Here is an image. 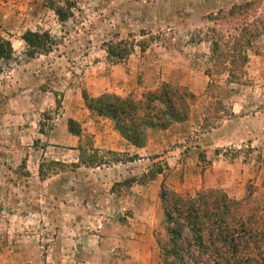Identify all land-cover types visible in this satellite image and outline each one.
<instances>
[{"label":"rangeland","instance_id":"obj_1","mask_svg":"<svg viewBox=\"0 0 264 264\" xmlns=\"http://www.w3.org/2000/svg\"><path fill=\"white\" fill-rule=\"evenodd\" d=\"M250 1L0 0V38L14 51L0 59V264H117L145 255L165 264L156 241L164 236L163 190L190 197L210 188L241 199L252 185L264 193V0L249 17L260 32L241 80L209 74L212 19ZM27 31L48 33L51 50L27 57ZM111 45L123 59L107 55ZM113 66L137 75V95L162 83L186 88L195 97L189 118L141 157L94 147L97 163L140 159L121 172L75 171L63 163L76 155L68 150L94 146V135L69 133L63 96L71 88L88 95L85 77ZM80 98L75 108L84 110Z\"/></svg>","mask_w":264,"mask_h":264},{"label":"trees","instance_id":"obj_2","mask_svg":"<svg viewBox=\"0 0 264 264\" xmlns=\"http://www.w3.org/2000/svg\"><path fill=\"white\" fill-rule=\"evenodd\" d=\"M259 2L235 5L227 13L215 15L212 19L217 25L210 30L213 63L210 76L227 73L229 83L241 80L240 72L247 60V51L252 47L253 40L259 37L257 22L254 19L249 21L250 16H255ZM54 12L60 21L67 19L62 8L55 7ZM21 40L29 58L49 52L53 43L46 32L27 31ZM106 50L108 56L123 59L122 53L116 51L113 45ZM13 54L10 41L0 38V59L9 61ZM82 98L91 114L108 120L112 129L136 148L145 146L148 131H164L187 121L191 103L195 100L186 88L168 83L138 95L130 93L121 97L102 94L91 97L82 92ZM68 131L80 137L81 127L70 119ZM77 150L79 158L74 168L98 167L108 163L102 160L96 162L98 151L93 143H87L86 147L80 144ZM107 155L117 156L113 152ZM118 161L114 159L112 162ZM156 174L151 175L149 180H153ZM161 197L162 233L167 241L163 242V237L158 234L156 241L167 260L165 264H264L263 192L249 185L241 199L230 198L223 191L210 188L201 189L190 197L163 190ZM186 232L188 237L184 238Z\"/></svg>","mask_w":264,"mask_h":264},{"label":"crops","instance_id":"obj_3","mask_svg":"<svg viewBox=\"0 0 264 264\" xmlns=\"http://www.w3.org/2000/svg\"><path fill=\"white\" fill-rule=\"evenodd\" d=\"M86 80V92L91 97H98L104 93H114L119 96H126L131 93L132 90L138 87L137 83V75H132V72H126L125 69L119 68L118 66H113L112 72L110 74L106 73L104 75L98 73H91L85 77ZM117 88H115V86ZM73 89V90H72ZM137 90V89H135ZM82 89L71 88L63 96V102L69 110V118L71 120L80 124L82 130L87 129L91 132L94 137V147L97 149L106 150L109 152H116L117 154L129 153L128 156L137 155L141 157V152L146 150H153L157 146H160L158 141L155 139L161 134L167 133L169 129L164 131L158 130H150L148 131L147 141L144 147L136 148L132 145L128 144L118 132L114 131L110 128V123L106 119L98 118H90L89 111L85 108L84 110L76 109L75 107L78 104V100L81 99ZM84 107L83 105H80ZM76 155L72 157L71 161H63L64 162H73V164L78 163L79 151L77 150V145L72 146L70 150H68ZM136 161H140V159H129L125 161L119 160L118 162H108L107 164H103L102 166H98L96 168H92V170H100L107 174L108 177L114 175L117 171H122V169L127 168V166H131L132 164H136ZM141 161H144L143 159ZM149 162V159H147ZM80 168H76L75 171ZM73 174V173H72ZM130 253V252H129ZM133 256H135L133 254ZM148 260L138 258L135 259H124L123 262L117 264H149L150 256L145 255ZM108 264V263H106Z\"/></svg>","mask_w":264,"mask_h":264}]
</instances>
